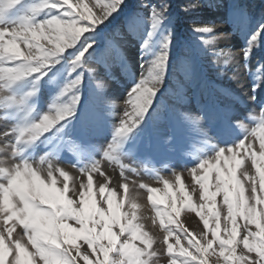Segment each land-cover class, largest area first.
<instances>
[{"label": "rangeland", "instance_id": "374dc122", "mask_svg": "<svg viewBox=\"0 0 264 264\" xmlns=\"http://www.w3.org/2000/svg\"><path fill=\"white\" fill-rule=\"evenodd\" d=\"M39 2L20 0L0 14V23H19L20 18L28 14L29 5ZM108 2L83 0L94 15L99 14V5ZM161 4L167 6L166 10L153 26L152 12L160 9ZM191 4L197 7L185 11ZM78 11L86 13L83 7ZM46 14L41 11L39 18L47 19ZM206 26L214 27L213 32L193 30ZM253 35L255 38L250 39ZM165 37L169 40L167 60L152 103L136 127L118 137L116 130L124 113L132 110L128 92L142 79L150 80L149 69L158 54L164 51ZM89 40L94 41L92 48L85 53L79 66L73 67L72 61L81 42ZM43 43L47 44V41ZM246 50L247 57L244 55ZM13 66L11 61L0 57V70ZM42 71L45 74L38 80L28 76L9 86L8 94L22 103L0 101V133L21 122L38 121L52 110L53 103H70L71 96L76 95L78 99L70 116L55 123L36 140L18 144L19 158L30 162L34 170L39 169L38 175L45 183L51 185L55 179V188L61 191L64 177L60 171H55L49 178L48 162L67 172L69 191L64 195L74 201L73 207L79 205L80 197L78 194L73 196L71 190H79L81 183L87 184V174L81 170L101 160L102 172L110 180L102 201L99 186L105 183V177L93 174V197L98 206L107 210L105 201L109 186L116 193L114 199L124 200L122 212L133 203L140 206L143 219L147 218L144 221L150 225L149 233L156 240L154 248L160 249L157 264H169L172 257L164 250L165 233L157 213L164 211L173 195L183 197L187 194L194 204L201 202L196 177L204 175L209 164L225 167L223 158L216 159L215 153L219 149L246 139V144L253 145L252 150L260 151L259 140L264 137V0H123L119 9L95 31L82 34L74 45L55 58V63ZM76 76H80V84L60 95L64 86ZM114 139L118 143L115 155L127 165L123 170L102 159ZM11 140L12 137L5 140L0 135V160H8L10 164L18 162L11 160L10 150L6 147ZM242 151L236 149L237 159ZM41 157L45 158L44 162ZM242 167L256 176L259 188V177L251 160H245ZM194 168L196 171L192 172ZM122 174L126 179H122ZM215 175L213 169L209 173L212 184ZM238 176L243 180L239 171ZM123 183L129 185L126 192L121 187ZM244 183L247 189L248 182ZM152 188L157 191L150 192ZM246 194H250V190ZM149 195L154 201H149ZM161 198L163 204L158 203ZM221 200L222 195H218L217 201ZM164 219L167 225V217ZM179 220L193 234L204 231L203 222L187 205ZM193 220L200 221L197 231L191 227ZM237 222L243 223L240 218ZM68 223L79 227L71 219ZM249 227L252 231L257 230L254 225ZM22 235V228H16L13 236ZM177 235L181 244L187 247V240L180 233L170 236L168 242L176 245ZM242 235L238 239H242ZM208 238L211 239L210 232ZM22 242L32 248L27 237ZM132 243L140 246L139 240ZM11 246L14 249V244ZM82 247L87 246L82 244ZM178 248L176 245L173 256H178ZM250 255L255 257V253ZM215 259V256L208 257L209 264H214ZM79 264H84L83 260Z\"/></svg>", "mask_w": 264, "mask_h": 264}, {"label": "snow or ice", "instance_id": "6c2138e0", "mask_svg": "<svg viewBox=\"0 0 264 264\" xmlns=\"http://www.w3.org/2000/svg\"><path fill=\"white\" fill-rule=\"evenodd\" d=\"M19 2L20 0H0V14ZM122 3L123 0H109L108 3L99 5L100 12L94 15L88 5L83 4V0H40L39 3L29 5L28 14L23 15L19 23H0V57L14 65L12 68L0 70V92H3L0 101L22 103L8 94L9 86L28 76L34 81L40 79L45 74L42 70L46 66L55 63V58L74 45L82 34L95 31ZM80 7L87 14L78 11ZM166 7L161 4L160 9L153 10V26L158 23V17ZM196 7V4H191L185 11ZM41 11L47 13V19L39 18ZM213 29L212 26H206L193 30L212 33ZM254 38L255 35L250 37ZM43 41H47V44ZM81 43L82 46L72 61L73 67L79 66L94 41ZM168 43V37H165L164 51L158 54L149 69L150 80L142 79L128 92V103L132 110L124 113L116 136H124L135 128L152 103L164 73ZM244 55L247 57V50ZM80 82V76H76L64 86L60 95L68 93ZM77 99L76 95H72L70 103H53L52 110L42 115L38 121L21 122L0 133L5 140L12 137L6 147L10 150L11 160L18 161L10 164L8 160H0V264H37L36 257L42 264H79L80 260L84 264H157L160 249L154 248L155 238L143 230L142 224L133 222L137 219L135 209L138 206L133 203L131 211L122 212L124 200L114 199L116 193L110 186L105 201L107 210L98 206L93 197V174L98 173L105 177V183L99 186L102 201L106 184L110 180L102 172L101 160L96 161L90 168L81 170L87 174V184L81 183L79 190H71L73 196L78 194L80 197L79 205L73 207L74 201L64 195L69 191L67 172L56 169L47 161L49 178L55 171H60L64 177L61 191L55 188V179H52L51 185L45 183L38 175L39 169L34 170L30 162L19 158L18 144L21 141L28 143L36 140L55 123L70 116ZM117 147L118 143L114 139L105 149L102 159L123 170L127 165L116 157ZM259 148L260 151L256 152L252 150L251 143L246 144V139H240L231 147L219 149L215 153L216 159L223 158L225 167L209 164L204 169V175L196 177L200 185L201 202L194 204L187 194L183 197L173 195L164 211L157 213L161 217L160 227L165 233L164 250L172 257L169 264H209L210 256L216 257L214 264H264V137L259 140ZM236 149H243L239 159L236 158ZM225 153L230 155L225 156ZM245 160H251L259 177V188L256 176L250 175L242 167ZM44 161L45 158L41 157V162ZM213 169L216 172L214 184L209 179V173ZM195 171V168L192 169V172ZM238 171L243 180L238 176ZM122 179H126L123 174ZM176 179L179 182L180 177L177 176ZM244 181L248 182L247 189ZM164 183L168 187V182ZM121 187L126 192L129 185L123 183ZM249 190L250 194H246ZM149 191L156 192L157 189L152 188ZM183 191L181 185V192ZM218 195H222L219 202ZM148 199L154 201L152 195ZM158 203L163 204L164 199L161 198ZM45 205L48 207H44ZM185 205L203 222L204 231L193 234L181 224L179 217ZM237 218L243 223L238 224ZM69 219L75 221L79 227L68 223ZM250 225H254L257 230L252 231ZM18 227L22 228L23 235L13 236ZM115 228L119 231H114ZM209 232L211 239L208 238ZM175 233L182 234L188 243L184 247L177 235L178 256H173L176 245L168 242L169 237ZM241 233L242 239H238ZM24 237H27V242L35 249L34 252L28 251L22 242ZM133 240H139L140 246L133 244ZM13 244L14 249L11 246ZM82 244L87 247L83 248ZM252 253H255L254 258L250 255Z\"/></svg>", "mask_w": 264, "mask_h": 264}, {"label": "bare ground", "instance_id": "6f19581e", "mask_svg": "<svg viewBox=\"0 0 264 264\" xmlns=\"http://www.w3.org/2000/svg\"><path fill=\"white\" fill-rule=\"evenodd\" d=\"M186 174H184V176H185ZM188 177L187 176H185V179H184V181H185V183L186 184H188V179H187ZM183 181V182H184ZM181 182V181H180ZM185 184V185H186ZM184 188V187H183ZM132 209H131V207H128V208H126V209H124V212H129V211H131ZM135 213H136V217H137V219L136 220H134L133 222L134 223H140V224H142L143 226H144V229L143 230H146V231H148V232H150L149 230L151 229L150 228V225H148V224H146V222L144 221L145 219H147V218H145V216H144V218L145 219H143V211H142V209H141V207L140 206H138L136 209H135ZM129 218H131V217H129ZM147 221V220H146ZM193 224L191 223V227H192V229L194 230V231H197L198 230V228H199V223H200V221L199 220H193ZM148 223V222H147ZM193 225V226H192ZM153 229V228H152ZM27 247V249H28V251L29 252H34V250L30 247V246H26ZM36 259V261H37V264H39L40 263V261H39V258L38 257H36L35 258ZM80 261H82V260H80Z\"/></svg>", "mask_w": 264, "mask_h": 264}]
</instances>
